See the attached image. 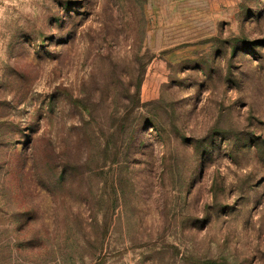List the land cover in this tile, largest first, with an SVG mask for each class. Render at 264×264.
Returning a JSON list of instances; mask_svg holds the SVG:
<instances>
[{"label":"rangeland","instance_id":"obj_1","mask_svg":"<svg viewBox=\"0 0 264 264\" xmlns=\"http://www.w3.org/2000/svg\"><path fill=\"white\" fill-rule=\"evenodd\" d=\"M0 264H264V0H0Z\"/></svg>","mask_w":264,"mask_h":264}]
</instances>
